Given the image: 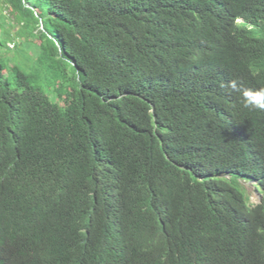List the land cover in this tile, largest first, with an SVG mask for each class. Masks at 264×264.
<instances>
[{"label": "trees", "instance_id": "trees-1", "mask_svg": "<svg viewBox=\"0 0 264 264\" xmlns=\"http://www.w3.org/2000/svg\"><path fill=\"white\" fill-rule=\"evenodd\" d=\"M23 43L29 73L0 62L9 264H264V111L228 87L264 88V0H0V51Z\"/></svg>", "mask_w": 264, "mask_h": 264}, {"label": "rangeland", "instance_id": "rangeland-1", "mask_svg": "<svg viewBox=\"0 0 264 264\" xmlns=\"http://www.w3.org/2000/svg\"><path fill=\"white\" fill-rule=\"evenodd\" d=\"M2 42L5 45H8L9 43L13 42L8 37L2 36ZM31 47H33L31 45ZM35 51L34 49H31L29 46H26L24 43L17 45L14 50L11 51H0V62L5 68V70H8L11 65L17 66L22 72L29 73L28 69L30 68L32 62L35 58ZM6 74V73H5ZM248 195L251 197V202L254 204L257 202V194L254 193V191L250 188L247 191Z\"/></svg>", "mask_w": 264, "mask_h": 264}, {"label": "clouds", "instance_id": "clouds-1", "mask_svg": "<svg viewBox=\"0 0 264 264\" xmlns=\"http://www.w3.org/2000/svg\"><path fill=\"white\" fill-rule=\"evenodd\" d=\"M228 79V75L226 77ZM228 87L231 88V90L234 93H239L242 97V103L243 106L250 110H261L264 111V88L261 89H243L237 80H231L228 82ZM241 185H243L246 188V191H248L250 188L254 191L253 184L250 181H247L246 183L243 181L239 182ZM254 193H258L254 191ZM250 197V195H249ZM259 199V196L257 200ZM251 200V197H250ZM7 251L0 252V259H3V261H0V264H9V257L6 253Z\"/></svg>", "mask_w": 264, "mask_h": 264}]
</instances>
